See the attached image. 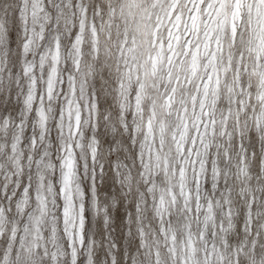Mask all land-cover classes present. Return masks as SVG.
Wrapping results in <instances>:
<instances>
[{
    "label": "snow or ice",
    "instance_id": "1",
    "mask_svg": "<svg viewBox=\"0 0 264 264\" xmlns=\"http://www.w3.org/2000/svg\"><path fill=\"white\" fill-rule=\"evenodd\" d=\"M0 264H264V0H0Z\"/></svg>",
    "mask_w": 264,
    "mask_h": 264
}]
</instances>
